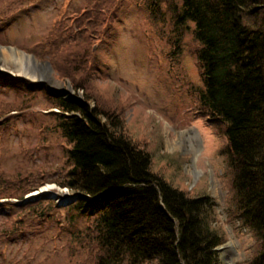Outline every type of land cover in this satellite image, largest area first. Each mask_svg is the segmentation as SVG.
Returning a JSON list of instances; mask_svg holds the SVG:
<instances>
[{
    "label": "trees",
    "instance_id": "trees-1",
    "mask_svg": "<svg viewBox=\"0 0 264 264\" xmlns=\"http://www.w3.org/2000/svg\"><path fill=\"white\" fill-rule=\"evenodd\" d=\"M162 1H147L153 15ZM101 2L107 9L113 3L96 0L91 8L85 7L78 30L99 31L101 25L96 31L91 24L102 15ZM172 17L181 32L193 24L202 80L198 105L226 135L236 218L256 238L255 252L245 264H264V0H180ZM84 44L82 37L77 38L61 50L55 48L49 57L58 76L85 91L83 98L59 92L50 96L59 111L50 114L55 128L49 131L64 138V163L52 181L73 189L77 197L65 206L62 220L57 203L46 194L10 204L22 212L9 219L2 234L8 238L23 231L26 223L51 220L59 230L69 231V252L86 251L89 264H216L215 247L224 242L225 233L209 196L173 183L152 167L142 140L85 75ZM19 79L30 89L38 85ZM19 107L4 102L0 119ZM45 182L41 168L12 175L0 171V196L23 199ZM92 211V220L71 229L81 215Z\"/></svg>",
    "mask_w": 264,
    "mask_h": 264
},
{
    "label": "rangeland",
    "instance_id": "rangeland-1",
    "mask_svg": "<svg viewBox=\"0 0 264 264\" xmlns=\"http://www.w3.org/2000/svg\"><path fill=\"white\" fill-rule=\"evenodd\" d=\"M112 1L109 9L100 3L102 15L91 26L96 31L98 25L101 28L94 34L92 29L78 30L77 22L84 8H91L96 0H0V47L29 56L23 62L16 57L0 62V108L6 101L22 105L0 119V171L12 175L41 168L48 179L24 194L23 199L0 196V264H89L86 251L69 252L70 233L59 230L54 221L26 223L21 227L23 231L8 238L2 234L9 219L22 212L10 204L39 198L35 194L46 183L50 184L48 190L40 194L54 199L60 220L65 217L72 194L52 181L59 177L61 171L57 170L64 163V138L58 131H49L55 128L50 117L55 110L50 96L51 92H59L64 97L83 98L85 91L80 85L74 88L69 78L58 76L49 57L55 48L61 50L64 44L80 37L85 41L81 55L85 75L142 140L151 155L152 167L173 183L209 196L217 223L225 233L221 245L237 243L231 261L223 258V246L216 250V264L247 263L255 252L256 238L236 218L223 128L208 121L198 105L202 80L194 54L197 42L193 24L188 23L182 32L173 24V10L180 0L160 2L157 16L148 8V0ZM85 24L81 22L80 27ZM29 74L38 77L33 79ZM12 77L38 85L30 89L27 82L12 81ZM90 105L94 106V101ZM181 130L198 134L196 156L181 148H167V138L172 139ZM94 214L81 215L71 229L83 227Z\"/></svg>",
    "mask_w": 264,
    "mask_h": 264
},
{
    "label": "bare ground",
    "instance_id": "bare-ground-1",
    "mask_svg": "<svg viewBox=\"0 0 264 264\" xmlns=\"http://www.w3.org/2000/svg\"><path fill=\"white\" fill-rule=\"evenodd\" d=\"M8 57H16L17 60L23 62L24 59L28 58L29 56H26L22 52H19L12 48L10 50H6L5 48L0 47V62L6 61L7 59H9ZM29 75L33 79H37L38 77V75L36 74H29ZM169 131L167 132L168 135H169ZM166 146L169 150L181 148L188 152H191L192 154H194V156H196L199 150V136L193 130H181L178 131L172 139L167 138ZM215 185L216 183L214 182L213 186ZM236 248H237V243H233L232 241L226 243L223 246V250L225 251V253H222L223 258L226 259L227 261H231L232 258L236 256ZM227 252L228 254H226Z\"/></svg>",
    "mask_w": 264,
    "mask_h": 264
},
{
    "label": "water",
    "instance_id": "water-1",
    "mask_svg": "<svg viewBox=\"0 0 264 264\" xmlns=\"http://www.w3.org/2000/svg\"><path fill=\"white\" fill-rule=\"evenodd\" d=\"M46 64H47V66L49 65L48 62H47ZM222 246H223V245H219V246L215 247V250H220Z\"/></svg>",
    "mask_w": 264,
    "mask_h": 264
}]
</instances>
